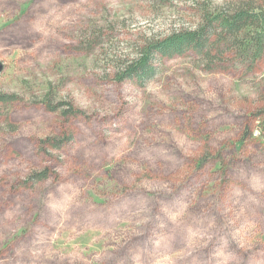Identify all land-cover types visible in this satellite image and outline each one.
I'll list each match as a JSON object with an SVG mask.
<instances>
[{
    "label": "rangeland",
    "instance_id": "obj_1",
    "mask_svg": "<svg viewBox=\"0 0 264 264\" xmlns=\"http://www.w3.org/2000/svg\"><path fill=\"white\" fill-rule=\"evenodd\" d=\"M243 5L264 0H0V264H264V54L239 62L224 37L116 80Z\"/></svg>",
    "mask_w": 264,
    "mask_h": 264
},
{
    "label": "trees",
    "instance_id": "obj_2",
    "mask_svg": "<svg viewBox=\"0 0 264 264\" xmlns=\"http://www.w3.org/2000/svg\"><path fill=\"white\" fill-rule=\"evenodd\" d=\"M218 30L219 41L211 42L209 36ZM223 36V38H222ZM229 37L231 42H226L225 53L236 54L239 62L255 63L264 54V7L252 8L247 5L222 12L210 14L208 9L203 10L201 24L194 30L176 31L165 38L158 39L145 44L137 49L138 56L130 61L118 72L116 80L125 81L130 78L146 80L152 73L150 59L152 56L158 58H171L181 56L185 51H194L201 57L208 59L209 51H218V45ZM213 48V49H212ZM224 51H219L218 56H223ZM13 96L0 95V104L14 101ZM45 103V102H44ZM66 103L52 105L49 101L45 103V109L51 113L59 112ZM63 119L77 116L70 106L61 110ZM252 136V129L246 127L243 131L241 141L244 143ZM71 140L70 136L63 135L61 139L47 138L40 140V152L47 153L49 150H58ZM46 170L36 172L29 176L30 181H40L46 178Z\"/></svg>",
    "mask_w": 264,
    "mask_h": 264
},
{
    "label": "water",
    "instance_id": "obj_3",
    "mask_svg": "<svg viewBox=\"0 0 264 264\" xmlns=\"http://www.w3.org/2000/svg\"><path fill=\"white\" fill-rule=\"evenodd\" d=\"M1 69V68H0Z\"/></svg>",
    "mask_w": 264,
    "mask_h": 264
}]
</instances>
